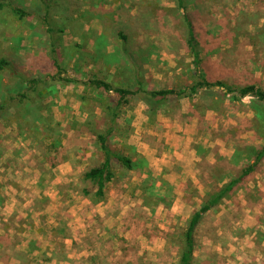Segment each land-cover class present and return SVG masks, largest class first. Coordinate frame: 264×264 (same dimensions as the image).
<instances>
[{"label":"rangeland","instance_id":"rangeland-1","mask_svg":"<svg viewBox=\"0 0 264 264\" xmlns=\"http://www.w3.org/2000/svg\"><path fill=\"white\" fill-rule=\"evenodd\" d=\"M13 1L41 11L38 0ZM185 7L178 0H58L53 17L78 22L75 31L60 24L66 37L53 56L50 42L38 36L44 24L0 12L2 57L21 62L23 72L35 78L49 66L31 62L47 53L61 61V78L77 81H60L43 101L34 98L37 105L25 116L13 108L1 121L0 264H179L193 213L264 145L254 98L233 101L216 87V98L200 92L175 100L153 119L143 102L130 99L111 144L136 168L125 170L113 160L115 179L101 202L84 179L103 162L95 135H80L90 145L68 146L67 138L85 123L90 130L107 129L105 109L118 96L86 88L83 83L91 79L130 89L138 80L153 91L180 90L197 79L186 14L197 28L209 79L232 89L254 84L264 90V0H185ZM120 33L129 38L130 53L120 48L126 42ZM2 82L0 98L16 83L6 75ZM167 131L177 146L187 135L195 138L198 156L190 167L177 163ZM55 141L57 148L49 149ZM142 143L151 161L137 151ZM169 169L182 179L171 180ZM197 241L194 264H264V162L205 216Z\"/></svg>","mask_w":264,"mask_h":264},{"label":"trees","instance_id":"trees-1","mask_svg":"<svg viewBox=\"0 0 264 264\" xmlns=\"http://www.w3.org/2000/svg\"><path fill=\"white\" fill-rule=\"evenodd\" d=\"M57 1L58 0H38L37 3L41 9L40 11L37 10V8L24 7L15 3L13 0H0V12L8 11L20 22L33 21L37 22V24H44V28L41 27V29L37 30L39 33L38 36L40 39L44 38V40L50 42V55L53 56L57 54V48H59L60 45L63 46V41L66 37V30L64 27H61L60 24L65 22L67 28L69 27L70 30L75 31L73 26L78 22V20L71 19L69 16H66L63 20L55 19L53 17V10ZM178 5L186 10L185 0H178ZM185 21L188 30L186 43L189 51L193 55L194 65L196 67L195 74L197 76V79H194V82L189 87H184L180 90L163 89L160 91H153L145 89L144 85L137 80L138 87H135V89L116 88L98 77L91 79L88 83H83L86 88L88 86H95L97 88H103L107 93L113 92L118 96L117 101L114 98L108 100L109 105L105 109V117L108 120V126L105 131L103 129L90 130L88 129L89 123H85L81 125L79 133L71 134L67 138L69 141L68 146H73L75 144L86 145L88 143L90 145L91 142L86 139H81L80 135L86 133L92 136L95 135L93 142L96 143L98 147L97 151H100L103 155V162L90 168L84 174V179L96 188L94 196L99 202L106 197L105 190L107 184L113 182L115 179L113 160L118 161L125 170L133 171L136 168L132 158L126 156L122 151L116 149L111 144L116 129L119 127L118 120L122 115V108L130 104V99L132 98H137L139 102H143L149 110V117L153 119L159 109L166 105L171 106L175 100L179 103L183 98H191L193 95L199 94L200 92L206 97H215L216 95H213V89L221 87L226 90V94L232 95L231 99L233 101H241V99L246 96L253 97L254 104L257 105L255 110L260 117L258 121L261 126L264 127V90L258 88L254 84L232 89L221 81L213 82L209 79L207 74L203 72L205 62L202 58V47L198 40L197 28L187 14L185 15ZM37 24L35 23L33 25H36L37 28ZM120 38L126 41L120 44V48L128 51L126 46H128L127 41L129 38L122 33H120ZM41 57L42 58L39 59L35 57L31 64L33 63L35 68H37V65H48L49 68L43 72L45 75L29 78L26 74L27 72H23L24 69L21 62L15 63L13 58H9L8 56L2 57L0 55V83L2 84L0 88H3V75H6L8 82H16L11 88L6 90L4 97L0 98V125L1 121L11 116L10 112L13 108H16L18 113H20V111L23 112V116H25L28 108L30 109L32 106L36 107L37 103L34 102V98H36L37 102L43 101L47 90L60 81H65L69 84L77 83L74 79L61 78L66 72L62 69L59 58L53 57V59H48L47 53L44 55L42 54ZM133 72L136 74V69H134ZM139 77L140 73L136 75V79ZM48 132L51 133L50 129ZM77 137L80 139H77ZM56 145L57 142L55 141L50 145L49 149L57 148ZM83 149L86 150L87 148ZM252 155L253 161L245 159L246 162L240 173L228 183H225L218 192L211 194L203 205L193 213L184 233L179 264H194L196 258L195 252L198 245L197 233L205 216L217 209L225 199L231 196L240 184L249 180L259 170L261 164L264 162V145L256 147L252 151ZM84 193L86 196L91 194L89 191H84Z\"/></svg>","mask_w":264,"mask_h":264},{"label":"crops","instance_id":"crops-1","mask_svg":"<svg viewBox=\"0 0 264 264\" xmlns=\"http://www.w3.org/2000/svg\"><path fill=\"white\" fill-rule=\"evenodd\" d=\"M179 128V127H177ZM190 130V129H189ZM193 134V131L190 130ZM167 138H169V142L171 143L172 147L175 148V154H176V159L178 160L177 163L180 165V167L182 168H188L190 167L192 164H194V162L196 161V158H193L198 156V153L195 149V144H196V141H195V138L192 136V135H187V137L184 138V140L180 143L182 145H176V142L175 141V135L174 133H171V131H167ZM136 147L138 148H142V149H137L138 152H141L146 158L147 160L151 161L152 159L150 157L151 156V152L148 151L147 147L142 143L141 145H137L136 144ZM158 162H162L163 164H165V159H159L157 158ZM198 161V160H197ZM168 168V167H166ZM171 168V167H170ZM166 173H169L171 180H174V181H177L179 179H182V176L181 175H178L176 176V174H174L173 170L172 169H169ZM169 180V179H168ZM178 187H180L179 184H177Z\"/></svg>","mask_w":264,"mask_h":264},{"label":"bare ground","instance_id":"bare-ground-1","mask_svg":"<svg viewBox=\"0 0 264 264\" xmlns=\"http://www.w3.org/2000/svg\"><path fill=\"white\" fill-rule=\"evenodd\" d=\"M70 35V34H69ZM60 36V35H59Z\"/></svg>","mask_w":264,"mask_h":264}]
</instances>
